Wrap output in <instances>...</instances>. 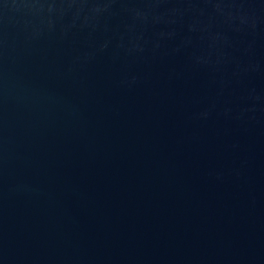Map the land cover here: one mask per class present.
Returning a JSON list of instances; mask_svg holds the SVG:
<instances>
[{
    "label": "water",
    "instance_id": "95a60500",
    "mask_svg": "<svg viewBox=\"0 0 264 264\" xmlns=\"http://www.w3.org/2000/svg\"><path fill=\"white\" fill-rule=\"evenodd\" d=\"M0 264H264V0H0Z\"/></svg>",
    "mask_w": 264,
    "mask_h": 264
}]
</instances>
